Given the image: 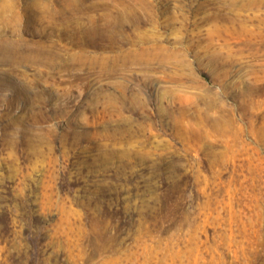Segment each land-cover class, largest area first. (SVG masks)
Instances as JSON below:
<instances>
[{
    "label": "rangeland",
    "instance_id": "obj_1",
    "mask_svg": "<svg viewBox=\"0 0 264 264\" xmlns=\"http://www.w3.org/2000/svg\"><path fill=\"white\" fill-rule=\"evenodd\" d=\"M0 264H264V0H0Z\"/></svg>",
    "mask_w": 264,
    "mask_h": 264
}]
</instances>
